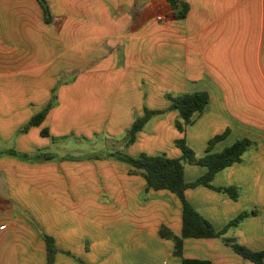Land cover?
I'll list each match as a JSON object with an SVG mask.
<instances>
[{
    "label": "crops",
    "instance_id": "0c3cea01",
    "mask_svg": "<svg viewBox=\"0 0 264 264\" xmlns=\"http://www.w3.org/2000/svg\"><path fill=\"white\" fill-rule=\"evenodd\" d=\"M46 1L50 23L37 0H0V228L6 226L0 264H49L45 236L61 251L53 264H182L174 242L160 235L163 225L181 235L180 199L146 191L145 178L128 162L72 154L84 148L62 142L105 134L112 119L124 126L109 132L115 139L145 104L166 110L168 95L198 91H207L210 101L192 125H208L213 136L229 132L216 151L242 137L256 148L238 165L241 176L232 175L236 165L222 183L221 174L214 180L216 187L242 188L237 201L205 186L186 197L217 229L256 210L225 236L264 251V0H183L190 11L182 20L166 0ZM55 88L44 122L20 134ZM149 124L134 143L141 152L132 157L157 155L160 123L147 135ZM143 135L150 147L141 144ZM184 256L256 264L215 238L185 239Z\"/></svg>",
    "mask_w": 264,
    "mask_h": 264
},
{
    "label": "trees",
    "instance_id": "16d2710c",
    "mask_svg": "<svg viewBox=\"0 0 264 264\" xmlns=\"http://www.w3.org/2000/svg\"><path fill=\"white\" fill-rule=\"evenodd\" d=\"M42 6L46 21H52V13L46 0H37ZM174 12V18L177 20L185 19L190 11V6L183 0H166ZM57 88L53 90L51 101L37 115H35L19 133H26L31 127L40 126L46 119L49 111L54 107L56 102ZM167 98L172 102L171 106L166 110H151L145 107L143 116L137 117L132 124L126 146L134 144L138 134L142 132L145 126L156 116L164 115L171 111L179 113V119L176 127L183 130L185 126L193 123L195 114H203L209 104L210 94L207 91H198L194 93H184L177 96L168 95ZM225 132L215 136L210 140L209 145H213L228 135ZM44 136H48L47 129L42 131ZM177 145L182 149V156L173 158L166 153L157 155L140 154L132 157L124 154L112 153L108 157L128 162L137 171L132 173L141 174L146 180V191H169L175 194L182 203V233L180 236L175 235L173 231L166 225L160 228V235L163 238L170 239L174 242V255L182 258V264H212L210 260L186 258L184 256L185 239H222L224 244L232 248L237 254L243 258L250 260L256 264H264V251H254L250 248L238 243L233 238L225 235L232 227L239 226L243 221L256 213V210L244 211L235 219L231 220L223 229H217L208 219H206L187 199L186 191L199 186H205L220 193H223L230 199L237 201L243 194L242 188L237 186L216 187L213 182L216 176L232 167L235 164L245 162L246 154L252 152L256 148V143L250 138H239L223 151L218 153H208L204 158L197 159L194 151L186 145L185 140H178ZM210 150V149H209ZM207 152H210V151ZM5 153L21 158L30 159L31 156L26 153H20L16 149H8ZM41 159H51L55 156L51 153H40L37 155ZM93 158V157H91ZM102 159L103 157H96ZM196 163L206 168V172L197 180L188 182L185 178L184 162ZM47 241L49 264L54 263L57 253L61 252L55 245L54 239L45 236ZM68 255L70 253L64 252ZM80 264H86L78 259Z\"/></svg>",
    "mask_w": 264,
    "mask_h": 264
},
{
    "label": "rangeland",
    "instance_id": "374dc122",
    "mask_svg": "<svg viewBox=\"0 0 264 264\" xmlns=\"http://www.w3.org/2000/svg\"><path fill=\"white\" fill-rule=\"evenodd\" d=\"M171 104L172 102H166L164 105L166 106L168 105L169 107L171 106ZM144 107H147L148 109H150L147 104H145ZM167 115L168 114H166L164 117L159 118V119L151 120L150 124L147 127L148 130H145V134H147V131L149 132V130L152 129V127L155 126V124L160 123L158 124V128H156L158 140L156 142V145H154L156 147L154 148V152H156L157 154L166 153L170 157H175L177 155H180L181 157L183 152L176 142L178 140H185L186 145L194 151L195 157L197 159L204 158L206 155H208V153H218V151H216V145L219 142L213 145H209L210 140L213 139L215 136L211 134L212 129L208 125H205L202 123H198L197 125L189 124L185 126L183 130H179L176 127L177 121L180 120L179 117L174 119L172 116L169 117ZM136 119L137 118H135V120ZM122 125L123 124H120L119 120L112 119V120H109V124H107V127L110 129V130L108 129L109 132L114 131V130L116 132H122L123 131L122 129L124 127ZM129 131L130 129H126L123 132L124 134H120V136L119 135L116 136L115 139H111V137L109 136L110 133L106 131L105 134L93 136L91 139L86 137V141H82L81 143L76 142L75 137L72 136L71 139H69L68 141L65 140L64 142H62V145L68 146V148L73 149V150L82 146V148H84L82 149L83 151L75 150V151H72V154L74 153L78 154L79 152H81V153H86V155H90V157H93V158L103 157L102 159H111L108 156L115 152L117 154H124V155L126 154L128 156H136L141 152L139 151V148L135 146L134 144L128 147L126 146V141L128 140ZM142 132H144V130ZM141 138H142V141H144V143H141L143 146H149V147L151 146L149 143V140L147 141L146 135H143ZM6 147H9V145H6ZM208 150L210 152H207ZM145 153L149 155L148 151H146ZM245 162L242 164H235L232 166L234 167L237 165L236 167L232 169V172H233L232 175L234 178H236L237 176H241L242 167H238V165L242 166L245 164ZM184 165H185V178L186 180H188V182H193L204 174L205 168L201 165H198L194 162L190 163L188 161H185ZM232 167L228 168L225 172L223 171L224 173L220 172L218 174V175L221 174L218 179V182L220 183L223 182L222 178H225L229 174V171ZM189 180H192V181H189Z\"/></svg>",
    "mask_w": 264,
    "mask_h": 264
},
{
    "label": "built area",
    "instance_id": "2783aa9c",
    "mask_svg": "<svg viewBox=\"0 0 264 264\" xmlns=\"http://www.w3.org/2000/svg\"><path fill=\"white\" fill-rule=\"evenodd\" d=\"M5 227H6V226H2L0 229H1V230H4Z\"/></svg>",
    "mask_w": 264,
    "mask_h": 264
}]
</instances>
